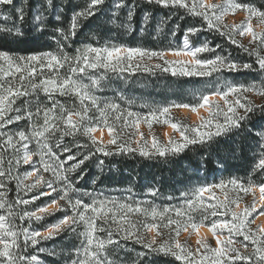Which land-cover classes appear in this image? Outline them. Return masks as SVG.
<instances>
[{"label": "snow or ice", "instance_id": "snow-or-ice-1", "mask_svg": "<svg viewBox=\"0 0 264 264\" xmlns=\"http://www.w3.org/2000/svg\"><path fill=\"white\" fill-rule=\"evenodd\" d=\"M147 2L164 8L183 9L186 14L200 18L202 23L185 30L182 48L150 50L125 45L85 43L75 49L74 55L69 56L64 51V44L75 37L80 26L79 20L95 16L105 3V0H89L85 8L73 12L67 31L61 28L54 30L55 35L60 37L55 40V51L14 55L0 50V209L4 210V214H0V264H43L36 254H22L24 249L29 244L35 246L40 241L54 240L66 233L82 238L79 247L73 248L67 264H121L119 260L113 259L109 251L111 248L114 253L120 247V240H132L143 247L144 251L136 254L133 264H141L145 257L151 262L153 256L159 255L172 257L181 264H264V223L256 225V219L264 216V125H260L259 130L251 126L257 112L264 116V104H255L247 95L254 92L264 96V55L261 54L264 52V28L257 30V27L264 25V8H257L242 0ZM23 4L26 5L27 0H23ZM0 8L11 9L16 14L15 19L11 14L0 15V19L5 22L12 21L11 27L0 26V40L21 38L24 7H18L14 0H0ZM113 8L115 11L111 13L109 22L131 29L136 5L128 4L127 0H114ZM53 9V0L36 4L32 19L36 22L37 31H45V11L52 12ZM121 9L127 12L123 23L117 20ZM238 11L246 12L244 20L232 24L224 22L225 17ZM53 18L59 20V14ZM151 18V13L144 12L143 24H147ZM254 18L258 21L257 27L253 25ZM164 24L163 20L159 22L157 32L163 29ZM204 30L226 38L249 56H255L256 68L252 63H238L232 59L231 53L217 54L216 49H221V45L217 44L213 48L208 40L190 46L189 35ZM237 35L250 37L249 45L242 44L236 39ZM167 51L175 56H190L192 59L171 61L166 58ZM200 53H213V56L199 58ZM154 59L160 62L148 63ZM45 69L48 75H44ZM61 69L64 70L63 75L60 74ZM137 70L153 75L159 70L170 72L173 76L199 77H211L214 73L225 71L253 70L262 79L247 84L225 82L221 87L201 92L198 97L193 93L196 103L149 106L143 113L130 109L125 111L119 103L96 95L102 81L106 79V73L119 75L135 73ZM40 91L52 102L51 106H41L37 102L35 111L29 110L27 105L31 101L27 97ZM57 94L71 96L78 104L65 107L53 99ZM21 98H24L25 106L14 107ZM58 108L59 114L56 111ZM173 108L190 109L199 118V123L173 120ZM202 108L206 110V116L201 115ZM34 116H42L43 122H33L30 132L5 131L8 125L22 119L32 120ZM142 123H146L149 129L154 124L170 125L179 135L176 138L169 136L166 143L155 135L149 140L140 131ZM101 127H106L111 137L106 143L95 136ZM129 128L133 131L126 140L123 136L125 129ZM57 132L60 134L58 139L81 135L87 138L88 143L76 145L78 150L75 155L71 154L69 147L63 146L62 151L68 155L61 161L48 143L49 137ZM229 135L241 137L233 143L234 151L248 148L254 153L252 172L247 182L229 178L214 184L199 185L190 193H181L183 203L180 206H160L153 201L140 200L119 202L111 197H97L77 190L71 179V173L97 154L108 157L138 152L143 157L163 158L180 153L189 146L205 144ZM33 139L37 144L36 153L29 148ZM132 144L136 147H132ZM56 147L61 146L57 143ZM81 147L86 151L80 152ZM34 155H38V162L33 161ZM69 161L73 163L65 167ZM21 164L30 165L33 170L24 172L22 176L14 174ZM97 164L102 167L104 161L98 159ZM38 172L41 174L37 175ZM42 172H49L51 178L45 179ZM253 174L258 175L257 180L251 178ZM33 176L36 178L32 183H25V180ZM12 181L16 182L17 199L10 202L7 198V185ZM21 189L25 193H33L30 199L19 198ZM216 189L223 192V198L213 194L212 202H208L204 194L214 193ZM148 191L152 197L159 195L158 188L153 187ZM249 195L252 201L247 203L245 197ZM41 197L49 198L50 202L31 212L14 213L15 205H28ZM61 201L64 203L61 204ZM57 211L64 215L55 223L47 225L43 233L15 223L17 218L21 221H41L46 215H54ZM205 227L214 237L215 247L201 231ZM153 231L155 235H147ZM182 232L195 234L196 247L189 246L187 240L181 241ZM238 237H243L241 247L237 246ZM249 245L251 251H248ZM38 251L45 252L46 249L40 248ZM50 255L55 257L54 249Z\"/></svg>", "mask_w": 264, "mask_h": 264}, {"label": "trees", "instance_id": "trees-1", "mask_svg": "<svg viewBox=\"0 0 264 264\" xmlns=\"http://www.w3.org/2000/svg\"><path fill=\"white\" fill-rule=\"evenodd\" d=\"M14 2L18 7L23 6L25 10L24 23L20 25L23 29V36L12 40H0V50L9 51L14 55H27L48 50L55 51L57 48L55 40H59L60 37L55 35L54 30L61 28L67 31L73 12L85 8L89 0H53V11H45L47 19L44 24L45 31L43 32L36 30V22L32 19V16L36 4H42L44 0H27L26 5L23 4V0H14ZM242 2L251 3L257 8H264V0H242ZM127 3L136 5L131 29H125L109 22L111 13L115 11L113 8L114 0H105V3L95 16L79 20L80 26L77 29L76 35L64 44V51L69 56H72L75 54V49L82 47L85 43L125 45L150 50L182 48L185 30L188 27L199 26L202 23L200 18L186 14L183 9L164 8L156 4H149L147 0H127ZM144 12H149L152 16L147 24H143L142 22ZM57 13L59 14V20L53 18ZM8 14H11L13 19H15L16 14L11 9L0 8V15ZM126 15V9H121L117 20L123 23ZM162 20L165 21L164 27L161 31L157 32V25ZM254 20L257 21L255 18ZM224 22L229 24L227 21ZM177 25L179 26L178 28ZM0 26L11 27L12 21L5 22L3 19H0ZM173 29H175V34H173ZM236 39L240 40L245 46L249 45V42L245 41L244 37L237 35ZM205 40L210 41L211 47L213 48L217 44L221 45L223 51L216 49L217 54L228 55L231 53L232 59L238 63H252L254 69L256 68L254 63L255 56H249L247 52L236 45H232L226 38L214 32L204 30L195 35H189L190 46L198 45ZM252 46L255 47V45ZM261 54L264 55V52ZM198 55L199 58L206 59L211 58L213 53H200ZM166 58L171 61L177 60L169 57ZM158 62L160 61L154 59L148 63L154 64ZM60 74H64L63 69L60 70ZM44 75H48V70H44ZM261 79V75L253 70H242L240 72L225 71L219 74L214 73L211 77L173 76L170 72H162L159 70H156L154 75L143 70L119 75L108 72L106 73V79L102 81L101 87L96 92V95L102 99L119 103L125 111L130 109L133 112L143 113L148 110L149 106L166 105L169 103H196L197 99L193 96V93L198 97L201 92H206L215 87H221L225 82L247 84L253 81L259 82ZM247 95L255 104H264V96H260L254 92L248 93ZM27 99L31 101L27 107L32 111H35L37 102L41 106L48 107L52 103L42 91L27 97ZM53 99L65 107L78 104V101L71 96H60L57 94L54 95ZM24 106V98L17 100L16 105H14V107ZM180 109L173 108L171 110L173 120H179L188 124H198L191 123L179 117L178 112ZM56 111L59 114V108ZM33 122L42 124V116L39 118L34 116L32 120L22 119L15 124L8 125L5 131L24 130L28 133L32 128ZM142 124L148 128L146 123ZM260 125H264V116H261L257 112L252 118L251 126L259 130ZM166 126L154 124L152 129L148 128V130L156 131V136L162 142L166 143L167 140L160 133V130ZM101 128L107 129L106 127ZM132 131L133 129L130 128L125 129L123 138L126 140L129 139V134ZM59 135L57 132L55 135L50 136L48 143L52 146L53 152L57 154L61 161L65 160L68 155V153L62 151L63 146L69 147L71 154L75 155L78 150L76 145L88 143L87 138L81 135H76L75 137L64 136L63 139H58ZM176 137L178 136H173V138ZM239 139L241 137L233 135L218 137L212 142L189 146V148L180 153L168 155L163 158L159 156L143 157L138 152L108 157L97 154L91 160L86 161L81 168L71 173V179L77 190L81 192L86 191L97 197H111L119 202L140 200L153 201L160 206H180L183 203L181 193H190L194 187L199 185L214 184L221 180L226 181L229 178H239L247 182L249 174L252 172L254 153L248 148H243L239 152L234 151L232 145ZM57 143L60 144V148L56 147ZM132 147H136V145L132 144ZM29 148L32 152H37V144L34 139L29 145ZM79 151L85 152L86 149L81 147ZM77 158L79 159V157ZM98 159L104 161L102 167L97 164ZM38 160V155H34L33 161L38 162ZM71 163L73 161H69L65 164V167H68ZM29 167L30 165L21 164L15 170L14 174L19 173L22 176L24 172L28 171ZM42 174L45 179L51 178L49 172H42ZM81 176L82 178H80ZM251 178L257 180L258 175L253 174ZM25 183L32 182L25 180ZM7 186L9 188V192L7 193L8 200L10 202L15 201L17 199L16 182L12 181ZM153 187L159 189V195L157 197H152L149 194L148 190ZM220 193L222 196L219 195ZM32 194L31 192L25 193L21 189L19 198L30 199ZM208 194H215L221 199L223 198V192L219 189L214 190V193ZM249 196L245 197V202H247ZM84 199L88 202L87 196ZM43 200L44 198L41 197L39 200L28 205L17 204L14 206V213L21 214L24 211H34L38 206H42ZM206 200L212 202L211 198L206 197ZM60 203L63 204L64 201ZM0 214H4V210L0 209ZM63 215V212L57 211L54 215H46L41 221H35L34 219L31 221L28 219L21 221L17 218L15 223L23 227H28L30 230L41 231L45 230L47 225L55 223V217ZM161 231L167 232L166 229H161ZM184 233L182 232L181 236ZM147 235L151 234L148 233ZM81 239L71 233L61 234L54 240L40 241L35 246L29 244L22 254H36L43 264H67L73 248L79 247ZM236 239L237 246L241 247L240 241L243 240V237ZM185 240L187 239H183L182 241ZM187 242L189 246L196 247L191 241L187 240ZM208 242L215 247L213 240H209ZM40 248H44L46 251L39 252L38 250ZM53 249L56 252L55 257L50 255ZM251 250V245H249L248 251ZM109 251L113 259L119 260L121 264H133L137 258L136 254L143 252L144 249L132 240L126 242L120 240V247L114 253L111 248ZM141 264H181V262L175 261L172 257L159 255L153 256L151 262L145 257L141 261Z\"/></svg>", "mask_w": 264, "mask_h": 264}, {"label": "rangeland", "instance_id": "rangeland-1", "mask_svg": "<svg viewBox=\"0 0 264 264\" xmlns=\"http://www.w3.org/2000/svg\"><path fill=\"white\" fill-rule=\"evenodd\" d=\"M213 2H216V0H213ZM238 13H239V12H238ZM238 13H236V14H229L227 17H225V21H227L229 24H232V23H240L242 20L245 19L246 15H241V14H238ZM252 22H253L254 27H257L258 22L255 21L254 19H253ZM260 28H264V25H260L259 27H257V30H260ZM244 39H245V41H248V42H249L250 37H248V36H244ZM166 57H169V58H172V59L181 60V61H183V60H191V59H192V57H190V56H184V55H181V56H174V57H170V56H167V55H166ZM221 102H223V101H221ZM180 110H181V109H180ZM178 114H179V117H181V118H183V119H185V120H188V121L191 122V123H199V118H198V117L191 118L190 115H186V114H184V113L181 112V111H179ZM201 115L206 116V115H207V112H206V113H203V114H201ZM140 131L143 132V133L145 134V137L148 138L149 140H150L151 136H153V135L156 136V131H154V130H153V131L148 130V128H146L143 124H141ZM160 133H161V135H162L163 138H165L166 140L168 139V137L165 136V134H164V128L160 130ZM174 135L178 136L179 134L176 133V132H174L173 129L171 128V130H170V135H169V136H172V137H173ZM109 139H111L110 135H109L108 140H109ZM137 139H138V137H137ZM108 140H107V141H108ZM32 170H33V168L30 166L29 169H28V171H32ZM37 175H40V174L37 173ZM35 178H36L35 176L30 177V178L27 179L26 181H27V182H29V181L33 182V181L35 180ZM205 195H206V197H208V198H211V196H212V195H210V194H208V193H205ZM219 195L222 196L221 193H220ZM43 198H44V200H43V204H42V206H43L44 204L50 202L49 198H47V197H43ZM251 201H252V196L250 195V196L248 197V199H247V203H250ZM241 207H243V204L241 205ZM38 214H39V213H38ZM61 217H62V216H60V217L57 216V217L54 218V220L57 221V220L60 219ZM260 223H261V219H260V218H259V219H256V225H259ZM189 231H191V229H190ZM150 234H151V235H155V232L153 231V232L150 233ZM184 235H185V234H183V236L180 237L181 241H182L183 239H187V240L191 241V242L196 246V241H194V235H193V234H192V235H189V233H187L185 236H184ZM207 239H208V241H209V240H213V241H214V245L216 246V244H215V239H214V238H213V239L207 238Z\"/></svg>", "mask_w": 264, "mask_h": 264}, {"label": "bare ground", "instance_id": "bare-ground-1", "mask_svg": "<svg viewBox=\"0 0 264 264\" xmlns=\"http://www.w3.org/2000/svg\"><path fill=\"white\" fill-rule=\"evenodd\" d=\"M238 14H241V15H247L245 12H239ZM167 56H170V57H174L175 55H173L172 52H167L166 53ZM213 99H219L218 97H213ZM181 112H183L184 114L186 115H190L191 118H195L197 117V115L195 113H193L190 109L188 108H181L180 110ZM200 113L203 114V113H206V110L205 109H200ZM170 130H171V127L170 125H167L165 128H164V134L165 136L169 137L170 135ZM95 136L99 139V138H102L105 143L107 142L108 138H109V133H108V130L107 129H102V128H98V130L95 132ZM261 219V223H264V216H261L259 217ZM258 218V219H259ZM260 223V224H261ZM259 224V225H260ZM45 230H41V232L43 233ZM201 231L203 232V234L205 235L206 238H214L211 234V232L208 231V229L205 227V228H202ZM188 232H185L184 234L186 235ZM184 235V236H185ZM194 235V241H196V236L195 234Z\"/></svg>", "mask_w": 264, "mask_h": 264}, {"label": "water", "instance_id": "water-1", "mask_svg": "<svg viewBox=\"0 0 264 264\" xmlns=\"http://www.w3.org/2000/svg\"><path fill=\"white\" fill-rule=\"evenodd\" d=\"M194 234V233H193ZM210 239H213L212 237Z\"/></svg>", "mask_w": 264, "mask_h": 264}]
</instances>
